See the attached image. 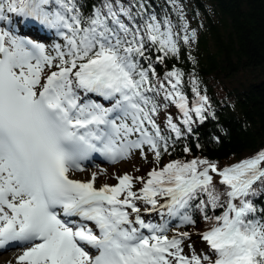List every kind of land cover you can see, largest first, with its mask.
Segmentation results:
<instances>
[{
    "label": "snow or ice",
    "instance_id": "6c2138e0",
    "mask_svg": "<svg viewBox=\"0 0 264 264\" xmlns=\"http://www.w3.org/2000/svg\"><path fill=\"white\" fill-rule=\"evenodd\" d=\"M175 29L142 0H100L87 14L78 0H0V255L17 251L15 264H264V207L250 199L253 185L264 187V150L223 168L199 157L160 166L173 134L183 135L167 112L161 128V111L174 106L191 133L209 103L193 77L189 106L182 69L157 73L196 39L186 22ZM137 151L156 165L143 176L113 174L116 184L99 187L104 169L75 178L97 156L114 165ZM194 211L207 227L203 248L178 230L197 223Z\"/></svg>",
    "mask_w": 264,
    "mask_h": 264
},
{
    "label": "trees",
    "instance_id": "16d2710c",
    "mask_svg": "<svg viewBox=\"0 0 264 264\" xmlns=\"http://www.w3.org/2000/svg\"><path fill=\"white\" fill-rule=\"evenodd\" d=\"M142 2L147 12L156 13L158 19L164 16L171 19L178 32L184 24L180 12L188 15L189 26L195 30L196 39L188 45L181 42L179 59L172 58L154 66L161 77L173 66L184 71V91L189 97V106L194 98L190 85L193 77L199 83L201 94L207 95L209 101L205 113L207 118L203 123L193 114L191 133L180 124V113L174 106L161 111L157 117L161 128L164 129L167 112L183 135L176 139L173 134L169 141L170 154L162 156L160 166L171 160L185 161L199 157L216 162L223 168L264 150V77L257 78L259 70L264 73V0ZM78 3L87 14L100 0H78ZM158 54L154 51L149 53L153 61ZM189 55L194 60L189 59ZM185 147L191 151L185 153ZM133 156L140 159L136 167L139 171L134 169L129 173L133 176H143L156 166L151 153L147 160L141 159L139 151ZM215 180L218 177L214 176ZM253 187L257 195L250 199L258 208L264 207V187L259 183ZM193 215L197 223L178 230L189 231L192 242L203 248L205 245L198 239V233L207 230V227L198 212L194 211Z\"/></svg>",
    "mask_w": 264,
    "mask_h": 264
},
{
    "label": "rangeland",
    "instance_id": "374dc122",
    "mask_svg": "<svg viewBox=\"0 0 264 264\" xmlns=\"http://www.w3.org/2000/svg\"><path fill=\"white\" fill-rule=\"evenodd\" d=\"M180 15L183 16V23H185V22L187 23L188 30L191 33L194 29L189 26L190 19H189L188 15L184 14L183 12H180ZM44 40L49 41L48 38L44 39ZM263 77H264V73H262L259 70L257 78L261 79ZM139 163H140V159L137 158L136 156L132 155V158L130 160H122V161H120V162H118V163H116L114 165L108 163V164H102L100 166H96L95 168L87 167L89 169H86V171L87 172H89V171H91V172H93V171L99 172L100 169H104V174L99 176L97 184L100 185V184H103V183H108V184L114 185V184L117 183V180L116 179H110L109 177H111L113 174L122 175L125 172H130L131 170H134V168H136L137 165H139ZM80 174H82V173H80ZM79 178L83 180V179H86L88 177L87 176H79ZM149 219H151V216L149 217ZM193 245H194V247L201 248L199 245L195 244L194 242H193ZM186 251H187V249H186ZM7 255H8L7 253L3 254V255H0V264H9V261H11V264H15V261H14L15 259H10L9 260Z\"/></svg>",
    "mask_w": 264,
    "mask_h": 264
},
{
    "label": "bare ground",
    "instance_id": "6f19581e",
    "mask_svg": "<svg viewBox=\"0 0 264 264\" xmlns=\"http://www.w3.org/2000/svg\"><path fill=\"white\" fill-rule=\"evenodd\" d=\"M27 32H30V30H27ZM28 34V33H27ZM29 35V34H28ZM79 176H87L88 178H86V179H90V177H91V171H89V172H87V171H85V172H83L82 174H80V173H76L75 174V178H77V179H80L79 178ZM82 180V179H81ZM83 180H85V179H83ZM101 185V184H100ZM99 184H97L96 186L97 187H99L100 186ZM18 255V252L17 251H11L10 253L8 252V255H7V257L9 258V260L10 259H15V257ZM6 261V260H5ZM15 261V260H14Z\"/></svg>",
    "mask_w": 264,
    "mask_h": 264
}]
</instances>
